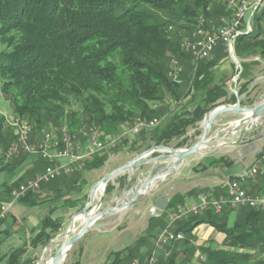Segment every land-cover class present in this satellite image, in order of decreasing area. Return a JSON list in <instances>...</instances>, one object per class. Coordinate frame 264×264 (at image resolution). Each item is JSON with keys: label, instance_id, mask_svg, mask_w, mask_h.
Here are the masks:
<instances>
[{"label": "trees", "instance_id": "16d2710c", "mask_svg": "<svg viewBox=\"0 0 264 264\" xmlns=\"http://www.w3.org/2000/svg\"><path fill=\"white\" fill-rule=\"evenodd\" d=\"M228 15L220 0H0V94L11 103L14 116L32 124L34 135L66 125L80 138L89 130L106 137L122 123L162 117L170 112L162 106L166 97L187 99L191 108L168 116L155 131V143L167 145L177 139L175 147L189 146L187 128L195 127L213 107L234 104L236 96L227 99L225 83L216 82L215 68L228 56L224 44L219 43L214 56L200 60L194 69L189 53L181 48L182 32H193L199 19L206 26H217ZM253 22V31L234 42L241 65L238 95L251 81L242 78L247 66L244 59L256 54L264 57V8L254 13ZM173 56L183 66L181 82L168 77ZM3 122L0 115V146L6 147L14 134ZM27 156L21 153L8 161L0 157V169L15 168ZM104 158L96 157L86 167L97 168ZM232 162L208 159L210 166L224 163L227 167ZM42 163L44 168L46 162ZM24 181L19 177L5 193ZM124 181L120 177L119 185ZM111 189L108 182L105 192ZM183 198L173 195L167 209H176ZM19 202L33 205L40 199L35 191ZM242 207L230 227L225 207L220 213L209 207L182 216L173 228L184 238L167 247L169 255L160 256V264H178L177 253L190 250L191 232L199 224L225 234L224 247H200L204 255L200 264H264V210ZM158 218L150 216L149 220ZM37 229L28 243L9 253L5 264H35L36 256L27 255L28 248L43 247L61 224L46 216ZM151 237L148 226L124 249L111 252L107 264H130L135 257L143 262L151 251L145 255L139 250Z\"/></svg>", "mask_w": 264, "mask_h": 264}, {"label": "crops", "instance_id": "0c3cea01", "mask_svg": "<svg viewBox=\"0 0 264 264\" xmlns=\"http://www.w3.org/2000/svg\"><path fill=\"white\" fill-rule=\"evenodd\" d=\"M220 61L222 62L223 59H220ZM244 62L251 63L248 66L251 68V70L249 71V78L244 79H251V81L249 82L246 90L243 91L240 95L237 94L236 98L238 97V99L240 100L241 106L250 107L264 99V57H261L258 54L251 55L245 58ZM218 66L219 64L215 68V73H219V77H216L217 80H221L224 76V68H228V70H232L234 68V64L231 61L228 64L224 63L220 65L219 68ZM225 89L227 91V99H229L231 97V94L234 93L232 91V88ZM168 100L170 102V112L166 114L163 122L175 111L189 110L192 106V104H190L187 99L180 100L179 102L174 101L173 99H170L168 97ZM262 116L264 117V113H262ZM238 118H240V115L235 112L220 114L213 121L210 136L215 135L224 128H231V126L229 125ZM244 129H247V125L245 124L241 125L238 131H236L235 133H221L219 141L212 143L211 147L203 148L201 152L195 153L194 155L184 159L180 167L175 172L166 175L164 178H161L158 181V188L152 197H150L149 199L144 198L124 209L101 216L93 222V224L84 234H87L90 231L110 233L111 231H113L114 229H118L119 227L124 228L126 227L125 221L132 219V214H137L139 217H141V220H143L144 226L142 227V229L138 228V230L135 232L136 237L142 234L148 226L152 236L155 237L166 226L167 214L170 211L169 208L160 215V218L149 220L150 215L148 214V204L151 200L154 199L155 196L165 195L169 202L170 198L175 194L184 195L182 204L178 205L174 210H177L178 208L188 209L189 207L197 203L198 196L202 193H207L215 198L221 195L225 196L229 179L222 176V170L226 166L224 165V163H220L216 166H210L208 165V159L225 158L234 162L237 159L236 150L241 147L247 148L252 145L254 146V150L246 155L245 162L246 164L256 162L254 166H260L257 160L259 158V155L264 152V118L257 124L252 125L247 130L245 136L246 138H250V140L244 138L242 140V146H219V143L224 141L236 142L240 140L239 138ZM125 130L126 125L125 123H122L115 133L120 135V140L117 144L118 147L115 146L112 150L97 152L94 155L93 159H95L96 157L105 156L103 162L99 167L90 169L85 166L83 169H80L73 174L59 176L49 183L42 184L39 190L36 191L40 202L33 205H27L23 202H17L12 206V208L6 214L5 218L0 220V264L6 263L7 256L11 251L22 246L24 243H28L29 239L32 238L37 232L38 225L44 217L49 216L52 219L60 221L61 229L58 233L67 229L70 225V222L72 221L73 216L78 213L88 201L90 188L96 181H98L107 172L129 161L134 155L138 154L139 152L145 150L150 146L157 145L155 143V131L153 130V132L142 131L134 136L127 134ZM201 132L202 126L200 121L195 127L189 126L186 130L185 136L189 137L193 133L195 136V143L199 138ZM37 139L38 138L36 136L33 140L36 141ZM78 142L80 143L82 148H86L89 145L88 138H79ZM190 144H193V142ZM161 153L162 152L155 151L150 154L148 158L156 157ZM109 156L113 157L114 160H116L112 163H107V158ZM42 162L45 163V161L43 159L41 161L36 154H28L24 162L19 166L11 169H0V201L7 200L8 195L5 193V189L8 188L19 177L27 180L32 178L37 172H39V169H43ZM150 166L151 165H146L138 168L135 175L142 172H148ZM120 177L125 178L124 184L122 186L119 185ZM127 178L128 172H124L109 181V183L112 185V189L111 191L107 192V197L104 200L102 206H106L107 204H109V202H111L116 197V195L121 192L127 181ZM243 187L250 195L264 194V178L262 174L250 176L243 184ZM190 191L191 193L187 194V192ZM95 203L96 201H93V204ZM225 208V212L231 209V207L229 206H225ZM237 217L238 214L228 211L226 218L227 223L231 224L237 219ZM82 221V219L76 221V231L74 230L73 233L77 232L80 229ZM198 228L204 229V237L216 233L214 234L215 238L221 237V241L223 240L224 234L215 232V229L210 225L199 224L197 226V229ZM58 233H56V235ZM82 237L83 236H81L75 242L76 245H72L69 250L70 252L68 251L64 261L68 256L72 255L75 259L73 262L78 261V264H81L82 258L86 259L89 257V251L87 252L85 245H82L80 242ZM154 237L149 238L148 244L140 248V254L146 255L149 253V251L152 250L155 239ZM133 241H131L130 243H132ZM208 245L217 247V244L214 241H210ZM42 248L43 247L41 246H37L36 248L29 247L27 255H36L37 259ZM110 253L111 252H109L106 257L107 261ZM135 258L139 259L143 264L142 260L139 257ZM73 262L69 264H72ZM87 263L93 264L90 262Z\"/></svg>", "mask_w": 264, "mask_h": 264}, {"label": "built area", "instance_id": "2783aa9c", "mask_svg": "<svg viewBox=\"0 0 264 264\" xmlns=\"http://www.w3.org/2000/svg\"><path fill=\"white\" fill-rule=\"evenodd\" d=\"M220 1L229 11L227 17L221 18V24L206 26L204 19H199L197 32H191L190 36L184 37L181 41V48L189 53L194 64H197L200 60L212 58L214 49L219 43L224 44L228 56L232 55L238 60L233 53L232 35L248 27L250 16L253 15L258 0ZM234 69L236 72H241L240 61L238 66L234 65ZM178 73H181L179 60L173 56V62L168 65V77L177 81ZM234 94H237V92H234ZM162 123L163 120H159V118L154 121H138L135 119L131 123H125V131L127 134L134 136L142 131L150 132ZM3 126L13 132L14 138L6 147L0 146V157L8 161L21 153L36 154L46 164L32 178L13 187L7 200L0 201V220L5 218L12 206L28 192L39 190L42 184L49 183L59 176L70 175L83 169L97 152L112 150L120 140L119 134H112L99 140L97 137L101 135L100 132L90 130L92 135L87 137L89 145L82 148L78 142L79 136L70 133L66 125L52 126L42 130L41 137L36 141L32 139L34 136L32 124L20 117L5 115ZM86 134L84 132L83 137ZM257 161L260 166H253L248 172L239 173L229 179L225 196L221 195L215 198L207 193H202L198 196L197 203L188 209L170 210L167 214V224L155 237L153 248L143 260V264H160V256L166 257L169 255L167 247L184 238V235L180 231H175L173 226L177 220L188 213L197 214L209 207H212L216 213H220L225 206L231 208L246 206L255 210H264V194L250 195L243 187L250 176L264 174V152L259 155ZM203 260L204 255L200 254L198 255V261L190 264H200ZM130 264L142 263L139 259L134 258Z\"/></svg>", "mask_w": 264, "mask_h": 264}, {"label": "water", "instance_id": "95a60500", "mask_svg": "<svg viewBox=\"0 0 264 264\" xmlns=\"http://www.w3.org/2000/svg\"><path fill=\"white\" fill-rule=\"evenodd\" d=\"M229 58L234 65H239V61L234 56L229 55ZM239 74L240 71H238L234 76L235 82L239 77ZM232 91L233 93L236 92L235 86L232 88ZM235 96H237V94H235ZM227 112H235L240 115V118L229 125L231 128H224L215 135L210 136L214 119L220 114ZM262 113H264V99L257 104L247 107L241 106L240 100L237 97L234 104H220L204 114L201 120L202 132L195 143L187 147H171L163 144L150 146L134 155L129 161L104 174L90 188L88 201L83 208H81V210L73 216L69 227L58 233L43 246L36 259V264H41L42 255L47 247L59 240H62L61 244L50 256L48 263L47 261L46 263L62 264L72 245L88 230L96 219L108 213L124 209L144 198L149 199L155 194L158 188V181L166 175L175 172L180 167L184 159L194 155L195 153L201 152L203 148L211 147L212 143L220 140L221 133H235L241 125L245 124L247 125V129L242 131L239 138L240 140L236 142L224 141L219 143V146H242V140L246 138L245 134L247 130L264 118ZM246 139L250 140L248 137ZM253 150L254 146L252 145L247 148L241 147L236 150L237 159L222 170V176L224 178L231 179L239 173L248 172L256 163L251 162L246 164L245 162L246 155ZM155 151L162 153L156 157L148 158V156ZM146 165H151L148 172H142L135 175L138 168ZM124 172H128V178L121 192L117 194L116 197L109 202V204L102 207L103 194L107 183L117 175ZM133 178L134 180L132 181ZM99 188H101L102 191L96 200V203L93 204V201L96 199L95 195ZM167 204L168 199L165 195L155 196L148 204V214L152 217H159L167 210ZM79 219L83 220L81 227L77 232L73 233L76 221Z\"/></svg>", "mask_w": 264, "mask_h": 264}, {"label": "rangeland", "instance_id": "374dc122", "mask_svg": "<svg viewBox=\"0 0 264 264\" xmlns=\"http://www.w3.org/2000/svg\"><path fill=\"white\" fill-rule=\"evenodd\" d=\"M253 25H254V22H253ZM193 32H197V28ZM182 36H183L182 38H184L186 36H190V34H186L185 32H182ZM2 47H3V45L0 44V49ZM232 48H233V53H234V45ZM171 60L172 59H170L169 63L171 62ZM230 61L231 60H230L229 56H226L225 59L219 63L218 68L220 67V65H222L224 63H227V64L230 63ZM191 63H192V58H191ZM246 63H247L246 64L247 65L246 66V72L244 71V73H243V77H242L243 79L249 78L248 77L249 73H250L249 71L251 70V68L248 67L251 63L250 62H246ZM192 66L195 69L196 68L195 66H197V64L192 63ZM181 71H183V66L181 68ZM236 73L237 72L235 71L234 68L232 70H228V68L223 69L224 76L222 77V80L225 83V86L227 88H233L234 85L236 86V82L234 83V81H233V78L236 75ZM218 75H219V73L216 74V77H219ZM177 80H179V82H181V77L179 75L177 76ZM216 82H217V79H216ZM179 102H178V104H179ZM169 103L170 102L168 100V97H166L165 100L163 101L162 106L167 108L170 105ZM12 109L13 108H12L11 103L2 94H0V115H2L3 117L5 115L6 116H14ZM165 116H166V114L162 117H153L151 119L140 118V120L150 121L153 119L158 120V118H159V120H164ZM138 119L139 118H136V120H138ZM125 123H127V122H125ZM158 127H156L153 131H156L158 129ZM45 129H47V128H45ZM83 131H87V129H83ZM41 132L42 131H40L39 133L34 135V137H32V139H34L36 136H37V138L41 137ZM89 132H90V130H89ZM91 132H93V131H91ZM91 135H92V133L86 134L84 136V138L90 137ZM195 135H197V134H195ZM80 137L81 136H79V138ZM190 137H191V140H190ZM194 137L195 136L192 133L188 137L189 138L188 143H192V142L194 143V141H195ZM97 138L100 140L103 137H101V135H99ZM177 142H178V140L175 139L167 145L174 147ZM115 160L113 157L109 156L107 158V163H112ZM133 180H134V178L132 179V181ZM98 197L94 201H96L98 199ZM106 197H107V192L104 191L103 202L106 199ZM243 209H244L243 207H236V208H233L232 210L231 209L227 210V212L230 211V212H235L236 214H238ZM131 217H132V219L125 221L126 227H124V228L119 227L118 229H114L110 233L90 231L87 234H83L82 235L83 237L81 238L80 242L82 245H85L87 252L89 251V255H88L89 257L86 259L82 258L81 264H89L87 262H90L93 264H107L106 257H107L109 252L120 251L122 248L127 246L131 241H133L136 237L135 232L138 230V228L142 229V227L144 226V222H143V220H141V217H139L137 214H132ZM224 218H225V216H224ZM236 220H238V217ZM233 223L234 222H232L231 224H228V227H230ZM197 226L195 229L192 230L191 236L189 238V241H190L189 243L191 244L190 250L187 252L180 251L179 253H177L176 260H177L178 264H190V263H194V262L198 261V255L202 254L200 247L207 246L210 241H214L217 244V247H224L222 244H223L224 239H225V234L222 231L214 228L215 232H219V233L224 234L223 240L221 241V237L215 238L214 234H216V233H214L213 235H209V236L204 237V234H203L204 229H202V228L197 229ZM75 231H76V228H75ZM61 242H62V240L56 241L47 247V249L44 251V253L42 255L41 264L46 263L47 259L56 250V248L59 247ZM75 250H77V249H75ZM34 256H36V255H34ZM73 257L74 256H72V255L68 256L62 264H69V263L73 262L75 260Z\"/></svg>", "mask_w": 264, "mask_h": 264}, {"label": "bare ground", "instance_id": "6f19581e", "mask_svg": "<svg viewBox=\"0 0 264 264\" xmlns=\"http://www.w3.org/2000/svg\"><path fill=\"white\" fill-rule=\"evenodd\" d=\"M263 8H264V0H258V1L256 2V9H255L254 13L257 12V11H261ZM254 13H253V15H254ZM253 15L250 16L248 27H246L243 31H237V32H235V33L232 35V47H233V45H234L235 40L237 39V37H238L239 35H241V34H249V33H251V32L253 31V29H254V25H253ZM172 62H173V59L171 60L170 63H172ZM179 68H180V72H182V71H181V68H182V67H181L180 63H179ZM179 74H180V73H178V75H179ZM154 120H157V119H153V120H150V121H154ZM138 121H147V120H140V118H139ZM101 191H102V189L99 188L98 191H97V193H96V195H95L96 198L100 195ZM47 263H48V262H47ZM47 263H46V264H47Z\"/></svg>", "mask_w": 264, "mask_h": 264}]
</instances>
